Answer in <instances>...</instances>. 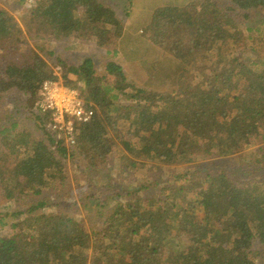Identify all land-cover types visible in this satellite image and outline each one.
Listing matches in <instances>:
<instances>
[{"label":"trees","instance_id":"trees-1","mask_svg":"<svg viewBox=\"0 0 264 264\" xmlns=\"http://www.w3.org/2000/svg\"><path fill=\"white\" fill-rule=\"evenodd\" d=\"M230 2L227 8L204 0L155 11L151 38L167 46L185 69L193 68L181 76L178 91L165 94L133 92L123 69L109 63L107 74L118 80L114 94L90 57L75 66L59 58L53 68L28 43L14 16L0 8V106L11 93L24 95L30 119L43 133L35 138L17 132L16 123L0 124L4 197H37L26 221L13 224L19 232L0 239V264H257L264 255V184H241L224 171L180 174L183 182L165 185L162 196L129 191L89 230L71 214L39 212L53 206L50 197L42 198L45 193L69 177L68 157L75 162L82 154L105 165L117 149L123 165H137L128 152L142 163L182 165L201 155H239L264 140V62L244 57L243 47H251L248 31L255 29H242L244 20L236 19L239 10L245 16L264 11V0ZM28 12L25 26L35 38L86 39L107 48L124 32L114 9L101 0H35ZM71 75L86 86L80 91L95 110L89 123L77 126L73 149L64 141L57 144L47 131L50 115L33 111L45 80L74 88ZM118 93L134 104L119 105ZM121 130L135 142L124 144L125 153L106 138Z\"/></svg>","mask_w":264,"mask_h":264},{"label":"rangeland","instance_id":"rangeland-1","mask_svg":"<svg viewBox=\"0 0 264 264\" xmlns=\"http://www.w3.org/2000/svg\"><path fill=\"white\" fill-rule=\"evenodd\" d=\"M101 1L114 9L124 25V32L117 44L107 48H101L93 40L86 39H56L48 36L35 38L36 35L28 32L25 26L28 11L33 7L26 0H0V8L14 16L23 29L28 43L53 68H56V61L59 58L68 65L75 66L81 65L85 58L90 57L93 59L97 76L107 77L105 83L112 87L114 94L117 92L115 87L118 80L107 74L106 67L109 63H115L123 69L126 82L132 86L133 92L148 90L165 94L178 91L181 76L185 75L186 70L192 71L193 68L185 69L184 63L170 53L167 46L164 48L156 44L150 36L149 24L159 8H183L190 4H202L204 0ZM212 1L224 8L232 6L230 0ZM237 16V20H244L242 29L247 30L248 26L255 29L248 31L251 47H243L244 57L251 62H264V11L254 9L245 16L239 10ZM229 50L235 55L233 45ZM260 66L264 68V65ZM202 74L205 77L204 72ZM70 79L75 81L73 86L78 87L83 93L86 92V86L76 76L71 75ZM118 94L119 105L134 104L135 101L128 100L122 93ZM26 98L18 93H11L5 97L0 106V124L5 123L10 127L16 123L17 132L31 133L35 138H39L43 133L38 129L36 121L34 123L33 119H30ZM129 134L130 132L121 130L118 133H108L106 138H109L111 144L115 142L125 153L128 152L124 146L126 142L131 140V144H135ZM118 154L116 149L111 160L105 165L97 161H88L82 154L78 155L79 160L75 162L68 157L66 162L69 177L59 180L53 189L45 193L42 198L50 197L53 206L45 207L39 212L71 214L81 219L84 227L89 230L92 227H99L103 222L102 214L111 211L118 202L127 197L126 193L129 191L139 190L141 195L145 194L144 197L162 196L161 192L165 185L183 182L177 179L180 174L197 172L201 177H205L224 171L241 184L248 185L253 182L264 184V140L261 138L239 155L228 158L201 155L196 162L182 165L142 163V159L131 156L129 152L126 154L137 165H123ZM76 162L77 164H73ZM120 192H124V195L122 196ZM36 199L37 197L29 198L26 193L16 199L5 198L0 186V239L14 236L19 232L13 228V224L26 221L25 212ZM20 212L24 214L16 217L15 214ZM257 264H264V255L257 258Z\"/></svg>","mask_w":264,"mask_h":264},{"label":"built area","instance_id":"built-area-1","mask_svg":"<svg viewBox=\"0 0 264 264\" xmlns=\"http://www.w3.org/2000/svg\"><path fill=\"white\" fill-rule=\"evenodd\" d=\"M26 1L31 7L35 4V0ZM33 111L51 116L47 131L57 144L64 141L69 149L77 145V126L89 123L95 116V110L87 106L80 89L55 80H45L41 84Z\"/></svg>","mask_w":264,"mask_h":264}]
</instances>
